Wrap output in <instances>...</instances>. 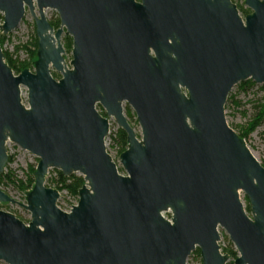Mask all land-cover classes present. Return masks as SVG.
Segmentation results:
<instances>
[{"label":"water","instance_id":"obj_1","mask_svg":"<svg viewBox=\"0 0 264 264\" xmlns=\"http://www.w3.org/2000/svg\"><path fill=\"white\" fill-rule=\"evenodd\" d=\"M244 3L241 16L231 0H0V35L28 10L37 38L33 69L17 74L0 45V173L8 142L38 158L25 202L0 186V202L30 213L25 223L0 206V261L186 264L197 248L201 264H226L222 228L234 264H264V166L225 107L237 83L264 86V0ZM130 60L134 94H104L105 67ZM97 102L126 134L125 173L107 152ZM49 169L84 179L68 211L45 183Z\"/></svg>","mask_w":264,"mask_h":264},{"label":"rangeland","instance_id":"obj_2","mask_svg":"<svg viewBox=\"0 0 264 264\" xmlns=\"http://www.w3.org/2000/svg\"><path fill=\"white\" fill-rule=\"evenodd\" d=\"M45 15L48 21L58 18L56 11L53 9H46ZM0 36H4V42L2 44V49L4 51L10 54L11 57L17 61L27 60L28 50H32L34 48V42L36 38L34 22L29 11L26 10L25 15L15 29L10 31L6 35L1 34ZM68 38L70 39V37L65 36L64 33L61 35L62 44L70 60L71 42L69 43L68 47L65 45ZM29 68L33 69V66L31 65ZM238 85L239 83L234 85L229 92L225 107L228 115V125L238 128V132H240L242 129H245L249 122L252 120L253 115L256 111V105L262 99L264 92L261 89V86H263L261 84L254 83L253 86H248L245 88H241ZM229 96H233V100L236 102L230 103L228 101ZM130 122H132L131 125L140 134L138 123L133 119H131ZM111 130L112 133H116L117 131L113 123H111ZM114 138L115 137L112 136L111 139L109 138L107 140L106 148L120 173H125V170L119 162V154L121 152H119V147L117 146V144H115ZM246 141L249 149L256 155V157L260 161H262L264 159V122L259 124L254 129V131H252L246 137ZM6 148L9 158L1 175H7L9 179L4 177L0 179V186L3 188V190L12 194L13 198L16 201L22 203L25 202L26 191L19 188V185L20 183L26 182L29 168L36 166L38 158L30 152L21 149L19 146L12 142H8ZM57 172V169H49L45 178V183L46 179L52 180V184H50L52 186L49 187L54 188L53 186L56 185L57 180H59ZM74 175L81 176L80 173H74ZM68 182L69 180L66 181V183ZM47 184L49 183H46V185ZM57 190L60 194L57 205L61 209L68 211L71 208V205L76 204L78 199L77 195L72 194L67 188ZM239 197L246 205V196L242 191H240ZM0 206L15 211L25 223L30 219L29 211L17 204L0 202ZM219 231L222 233L219 241V243L221 244V251H223V249L225 248L234 249V246L224 229L219 228ZM232 260L233 258L229 257V260L226 262V264H228V262H231ZM0 264L6 263L0 261ZM186 264H201L200 255L197 254L194 250L188 256Z\"/></svg>","mask_w":264,"mask_h":264},{"label":"trees","instance_id":"obj_3","mask_svg":"<svg viewBox=\"0 0 264 264\" xmlns=\"http://www.w3.org/2000/svg\"><path fill=\"white\" fill-rule=\"evenodd\" d=\"M49 22L53 26V28H57L59 26V19L58 18H56L55 20H50ZM3 42H4V36H0L1 48H2ZM69 43H70V39L68 38L65 45L68 47ZM36 48H37V38H35L34 48L32 50H28V59L23 60V61H17L15 59H13L10 54H8L6 51L3 50V53L5 55V61L12 68L13 72L15 74H17L20 71H22L23 69L29 68L31 65L33 66V61L36 58ZM51 74L54 78L57 76V74L54 72ZM253 85H254V82L251 81L250 79H248V80H245L243 82H240L238 86L241 88H245V87L253 86ZM261 89L264 92V86H261ZM228 101L230 103L236 102L233 100V96H229ZM262 122H264V93H263L262 99L256 105V111L253 115L252 120L249 122V124L247 125V127L245 129H242L240 132H238V135L240 137L246 139V137L252 131H254V129L259 124H261ZM115 144H117V146L119 147V152H122L126 148L125 134L123 131L119 130L116 133ZM261 164L264 166V159L261 161ZM34 170H35V167L29 168V172L27 175L26 182L20 183L19 188L24 189L26 192L31 188V186L34 182ZM57 174H58L59 180H57L56 185H54L53 187L55 189L67 188L72 194L77 195L78 189L84 183L83 177L82 176H75L74 174H72L71 176L65 177L62 175V173L59 170H58ZM3 177L9 179L7 175L2 176L0 173V179H2ZM67 180H69L68 183H66ZM46 183H49V184H47V186H52V185H50V184H52L51 179H46ZM246 202L247 203L245 205V209L248 213H250V206H249L247 198H246ZM195 251L197 254H199V250L197 248L195 249ZM223 251H224V253H227L229 255V257L233 258V260L237 255V252L231 248H229V249L225 248V249H223ZM233 260L231 262H228V264H234Z\"/></svg>","mask_w":264,"mask_h":264},{"label":"flooded vegetation","instance_id":"obj_4","mask_svg":"<svg viewBox=\"0 0 264 264\" xmlns=\"http://www.w3.org/2000/svg\"><path fill=\"white\" fill-rule=\"evenodd\" d=\"M231 1L237 6V10L241 16H244L245 14L251 12L250 8L245 5L244 3L245 0H231ZM70 42H71V48H72L71 37H70ZM150 54L154 55L152 51L150 52ZM71 59H72V56L69 62L71 61ZM105 77H106V83H105L104 94H134L136 66L133 60H130L126 63L106 66L105 67ZM95 109L101 116L107 118L108 126H109V123L114 124V126L117 129L116 133L119 130L123 131V129L116 123L114 117L111 115H107L105 108L100 103L98 102L95 103ZM121 110H122V115L125 117L128 124L132 127L131 125L132 122H130V120L133 119L137 122V119H136V115L133 109L131 108V106L126 100L121 101ZM125 140H126V134H125Z\"/></svg>","mask_w":264,"mask_h":264},{"label":"built area","instance_id":"obj_5","mask_svg":"<svg viewBox=\"0 0 264 264\" xmlns=\"http://www.w3.org/2000/svg\"><path fill=\"white\" fill-rule=\"evenodd\" d=\"M111 131H112V130H111V124H110V125H109V128H108L107 136L104 138L105 145L107 144V140H108L109 138L111 139L112 136L115 137V135H116L115 132L112 133ZM114 139H115V138H114ZM107 152H108V151H107Z\"/></svg>","mask_w":264,"mask_h":264}]
</instances>
